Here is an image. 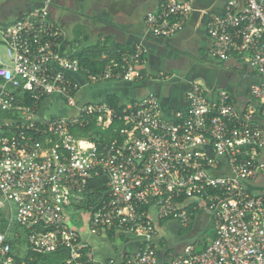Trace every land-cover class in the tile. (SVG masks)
Here are the masks:
<instances>
[{"label":"built area","instance_id":"built-area-1","mask_svg":"<svg viewBox=\"0 0 264 264\" xmlns=\"http://www.w3.org/2000/svg\"><path fill=\"white\" fill-rule=\"evenodd\" d=\"M53 1L0 27V264H28L29 249L65 253L59 264H264V129L255 121H264V0H228L207 23L211 55L240 57L258 74L249 88L256 106L239 109L227 89L193 80L187 107L169 117L154 92L121 114L106 102L80 104L73 74L91 84L140 83L146 51L137 46L97 73L81 67L61 52L68 35L49 19ZM194 11L195 0H165L146 15V32L170 39ZM50 99L71 114L48 116ZM92 121L105 133L123 125L117 138L95 142L76 132ZM102 177L98 206L85 210L90 183ZM68 207L86 213L94 231L123 233L139 246L120 260H97ZM203 214L215 230L207 247L167 256L161 228L187 227Z\"/></svg>","mask_w":264,"mask_h":264},{"label":"crops","instance_id":"crops-1","mask_svg":"<svg viewBox=\"0 0 264 264\" xmlns=\"http://www.w3.org/2000/svg\"><path fill=\"white\" fill-rule=\"evenodd\" d=\"M164 1L54 0L49 5L50 21L68 35L61 50L66 58L80 60L88 54L90 58L95 56L96 61L111 57L117 60V55L132 52L137 46L146 51L142 71L146 79L140 83L114 80L91 84L84 75L73 74L72 77L81 86L78 102L98 104L106 102L109 97H116L123 105L154 92L161 95L162 108L169 117L172 112L187 107L189 84L198 80L210 89L230 91L239 109L251 110L256 106L249 95L251 84L259 80L256 71L240 57L220 61L211 55L207 23L211 15L223 12L228 0H195V11L181 33L170 39H155L146 32L145 17L149 12L158 11ZM44 5L45 0H0V27ZM71 31H77L81 40L73 39ZM161 73L169 77L165 83L158 81ZM46 104L49 108L61 107L51 99ZM60 109L59 115L71 114V111ZM255 121L264 129V121L258 115H255ZM83 215L85 223L79 230L81 239L93 250L97 260H120L139 246V242L123 233L94 231L86 213L83 212ZM169 229L172 225L162 227L161 235L173 233Z\"/></svg>","mask_w":264,"mask_h":264},{"label":"trees","instance_id":"trees-1","mask_svg":"<svg viewBox=\"0 0 264 264\" xmlns=\"http://www.w3.org/2000/svg\"><path fill=\"white\" fill-rule=\"evenodd\" d=\"M103 54V53H102ZM121 53L120 55H117L118 57L116 58L117 60L111 58H108L104 61H96L94 57L91 56L89 57L88 54H85L81 57L80 59V65L83 68L89 69L93 73L101 72L105 69V67L113 60L120 62L121 61ZM94 55V54H92ZM111 55V53H110ZM116 56V55H115ZM106 103L114 109L116 113L121 114L122 113V105L120 103V100L116 97H109L106 100ZM122 122L116 121L113 123L111 130L105 132H101L100 128L95 126V122L92 121L91 125L86 129H77L76 132L80 136L84 138H90L91 140L95 142H106L111 139H115L118 137V134L114 132V130L118 127H122ZM107 181L106 177L102 178H96L94 182L90 183V187L88 188V201L87 205L85 206V210H88L90 206L97 207L99 204V201L101 199L100 195V188L103 185L104 182ZM3 215L2 213H0ZM0 230H4V226H0ZM214 238V237H213ZM208 244L202 247L201 250H204L207 247ZM14 247L17 249L16 243H14ZM200 250V251H201ZM65 257V253H60V254H50L46 255L37 251H34L33 249H29L28 253L26 254L25 260L28 262V264H59L62 262V260ZM32 258V260L30 259Z\"/></svg>","mask_w":264,"mask_h":264},{"label":"rangeland","instance_id":"rangeland-1","mask_svg":"<svg viewBox=\"0 0 264 264\" xmlns=\"http://www.w3.org/2000/svg\"><path fill=\"white\" fill-rule=\"evenodd\" d=\"M70 29H71V27H70ZM72 29H74V27ZM71 35H72L73 39L81 40L78 37L77 31H73L71 33ZM74 47H75V45L72 46V48L69 51H72ZM78 48H80V47L78 46ZM78 48H75V49H78ZM76 53H78V51H76ZM56 103L59 104V106H61L60 108H62V103L60 101H58ZM60 108H56V107H50L49 108L48 107V108L44 109V112L48 116H57L60 114V110H62ZM0 114L2 117L7 116L6 113H3V112H0ZM257 187L260 191H264V178L260 179L258 181ZM67 214H68V216H70L74 226L79 231L84 226V223H85L83 211L80 209L76 210L73 207H68L67 208ZM202 219L206 220L207 215L203 214ZM192 226H193V224L190 223V225H188L187 227H185V226L179 227L180 231H179V229L177 230L176 228L175 229L172 228V229H169V232L172 230L173 233H171L169 235L165 234L168 246L170 247L169 257L174 258V259L177 258L178 254L183 253L184 249L188 246H191V245L195 246L197 251H200L203 246H205L206 244H209L210 241L213 239L214 234H215V230H214L212 223L206 225L205 229L197 235H196V232L194 234L192 233L193 232ZM17 229H18V227L16 225H12L10 228V231H16ZM193 236H195V237H193ZM175 239H178L179 243ZM25 246L26 245L23 244L22 248Z\"/></svg>","mask_w":264,"mask_h":264},{"label":"flooded vegetation","instance_id":"flooded-vegetation-1","mask_svg":"<svg viewBox=\"0 0 264 264\" xmlns=\"http://www.w3.org/2000/svg\"><path fill=\"white\" fill-rule=\"evenodd\" d=\"M158 94V93H157ZM159 95V94H158ZM161 95H159V97H160ZM161 99V98H160ZM193 226H192V230H193V234L196 232V233H201L204 229H205V227H206V225H208V224H210V222L208 221V220H200V221H198V220H195L193 223ZM172 225V228H176L177 230L179 229V227H182L179 223H172L171 224ZM179 231H180V229H179ZM192 234V235H193ZM172 237V236H171ZM178 243H179V240L178 239H175Z\"/></svg>","mask_w":264,"mask_h":264},{"label":"water","instance_id":"water-1","mask_svg":"<svg viewBox=\"0 0 264 264\" xmlns=\"http://www.w3.org/2000/svg\"><path fill=\"white\" fill-rule=\"evenodd\" d=\"M197 234H198V233H196V235H197ZM196 235H195V236H196ZM195 236H193V237H195Z\"/></svg>","mask_w":264,"mask_h":264}]
</instances>
